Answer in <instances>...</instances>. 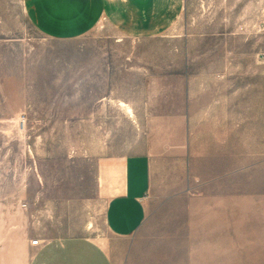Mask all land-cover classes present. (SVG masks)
Returning <instances> with one entry per match:
<instances>
[{"label":"rangeland","instance_id":"rangeland-1","mask_svg":"<svg viewBox=\"0 0 264 264\" xmlns=\"http://www.w3.org/2000/svg\"><path fill=\"white\" fill-rule=\"evenodd\" d=\"M230 5V24L229 0H186L166 34L128 38L105 18L67 39L25 0H0V264L77 236L114 264H264V0ZM223 95L229 137L210 117ZM131 155L150 157L152 188L143 227L121 239L94 202L101 163ZM53 210L93 229L58 230Z\"/></svg>","mask_w":264,"mask_h":264},{"label":"crops","instance_id":"crops-1","mask_svg":"<svg viewBox=\"0 0 264 264\" xmlns=\"http://www.w3.org/2000/svg\"><path fill=\"white\" fill-rule=\"evenodd\" d=\"M33 23L47 36L79 39L107 18L125 37L144 38L166 34L181 20L186 0H25ZM227 7L231 22V5ZM231 41V30L227 33ZM207 81L206 77L204 81ZM188 101V98H187ZM210 117L215 121L217 134L230 135L229 113L224 108L229 96L218 102L211 101ZM223 112L220 114V106ZM203 108L202 113L205 112ZM199 113V112H198ZM197 114V113H196ZM209 116V115H208ZM200 113L195 116V135H203ZM217 121V123H216ZM222 128V132L220 131ZM188 131V127L186 129ZM202 130V131H201ZM98 198L94 211L103 217L111 234L130 239L143 227L148 215V198L152 188V162L147 155H131L123 159H106L99 166ZM108 201L105 208L102 200ZM102 208V210H100ZM104 211V212H102ZM79 228L64 226L66 216L52 211L51 220L57 221L58 230H92L82 213ZM54 221V222H55ZM67 222V221H66ZM29 264H114L113 259L100 244L86 237H69L52 240L38 249L32 247Z\"/></svg>","mask_w":264,"mask_h":264},{"label":"bare ground","instance_id":"bare-ground-1","mask_svg":"<svg viewBox=\"0 0 264 264\" xmlns=\"http://www.w3.org/2000/svg\"><path fill=\"white\" fill-rule=\"evenodd\" d=\"M119 107L122 108L127 113V115L134 118V114H133L131 107H129L125 103H119Z\"/></svg>","mask_w":264,"mask_h":264}]
</instances>
